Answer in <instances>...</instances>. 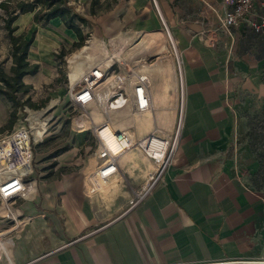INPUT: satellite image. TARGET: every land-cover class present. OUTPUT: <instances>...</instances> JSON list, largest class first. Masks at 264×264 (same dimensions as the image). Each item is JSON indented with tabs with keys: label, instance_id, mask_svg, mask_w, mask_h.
Listing matches in <instances>:
<instances>
[{
	"label": "crops",
	"instance_id": "1",
	"mask_svg": "<svg viewBox=\"0 0 264 264\" xmlns=\"http://www.w3.org/2000/svg\"><path fill=\"white\" fill-rule=\"evenodd\" d=\"M67 3L77 14L102 13L95 17L91 31L103 40L124 35L123 30L163 31L166 35L158 9L179 58L183 114L172 165L135 205L132 200L141 192L147 174L155 166L144 159L143 165L138 166L132 150L118 158L115 174L92 195L85 183V170L40 180L41 204L50 211L48 216L61 218L63 228L60 237H49L50 253L35 262L264 264V193L254 183L259 163L240 136L241 112L250 101L264 100V35L244 26L231 29L230 34L219 29V17L224 10L222 0H68ZM97 6L100 11H96ZM30 17L32 13L17 18ZM50 23L59 30L64 26L57 18ZM69 34L72 42H77L76 34L72 31ZM45 48L43 45L37 46L38 52L29 50V63L39 69L36 74L22 78V83L29 87L27 97L47 85L51 78L44 76L48 70L56 69L44 64ZM99 49L104 53L100 61L110 59L102 43ZM150 49L149 43L142 41L136 52L143 55ZM164 50V46L154 49L155 54ZM171 51L169 46V57ZM81 56L94 60L84 47L72 60ZM80 65L81 62L74 64L79 73ZM145 73L150 80L172 76L173 67L159 62L155 66L145 65ZM150 95L149 117L135 119L138 137L154 128L163 134L170 130L166 124L167 111L160 104L154 108L159 101L151 87ZM130 121H120V127L113 128L129 129Z\"/></svg>",
	"mask_w": 264,
	"mask_h": 264
},
{
	"label": "rangeland",
	"instance_id": "2",
	"mask_svg": "<svg viewBox=\"0 0 264 264\" xmlns=\"http://www.w3.org/2000/svg\"><path fill=\"white\" fill-rule=\"evenodd\" d=\"M18 1L9 0L7 3L8 12L16 6ZM22 1L30 2L33 0ZM95 9L100 11L99 6ZM101 14H80L86 18L87 23L78 22L76 24L82 34L81 41L75 37L77 42H72V34H69L71 31H66L65 26L59 30L50 22L43 25L35 23L32 17L16 18L14 26L16 25L18 29L14 35L23 34L26 39H30L33 33L35 37L31 46L32 51L38 52L37 46L43 47L44 45L46 47L43 50L46 51L44 64L50 67L54 65L56 69L47 71L48 73L44 77L45 79L51 78V81L47 85H43L39 92L36 91L29 95L28 102L26 101L28 95L19 93L15 94L13 103L0 97V138L11 133L18 126L30 125L34 137V140L31 141V163L33 167L31 178L36 184L35 192L32 185L28 200H20L13 205L3 204L0 201V264H38L35 262L38 257L50 253L49 237H53V235L60 237V233H62L61 218L48 216L50 211L41 204L38 188L40 180L45 179L47 181L59 177L60 173L64 175L67 172L77 173V171L83 170L88 175L97 167L98 160L93 155L94 139L92 134L89 131L78 132L69 123V118L77 114L78 111L71 106L67 98V74L69 73V80L72 82L78 79L81 73L77 72L73 65H71L72 69H68L67 61L72 60V57L78 54L82 47L87 46L95 49L89 50L94 59H87L89 62H100L103 59L104 53L99 49V45L102 43L110 58L104 59V63L120 58L122 60H134L142 66H155L160 62L167 68L173 67L172 76L161 75L151 79V89L159 101L154 105V108L160 104L167 111L166 124L170 129L168 131L172 132L176 128L175 124L180 111L179 104L182 95L181 78L178 69L179 64L174 60L172 51L171 57L168 55L169 44L165 33L163 31L139 33L123 30L124 35L119 34L103 40L91 31V25L94 26L96 21L95 17L101 16ZM19 15L22 14H18L17 17ZM4 16H6V11L0 8V68L9 74L12 63L10 43L2 20ZM142 41L149 43L151 49L143 55H137L139 52H136V47ZM159 46H164L165 50L155 54L154 49ZM80 59L81 61L84 60L83 65L88 63L84 58ZM23 107H26L30 112L28 114L23 112ZM115 116L112 119V125L120 127V121L127 122L130 119L131 121L127 124L138 137L140 132L135 127V119L138 118L135 113L125 111L121 115ZM13 117L15 120L13 119V123L9 125ZM145 117L148 118L149 114L139 116L140 119ZM90 119L93 123H97L101 116L99 113L92 112ZM241 125V139L248 145L251 143L254 145L255 155H264V100L250 101L240 114ZM42 133L41 139L36 141ZM133 152L135 162L138 166H142L143 159L137 152ZM261 160L263 167L258 176L255 177V185L264 193V159ZM54 241L59 242L56 237Z\"/></svg>",
	"mask_w": 264,
	"mask_h": 264
},
{
	"label": "built area",
	"instance_id": "3",
	"mask_svg": "<svg viewBox=\"0 0 264 264\" xmlns=\"http://www.w3.org/2000/svg\"><path fill=\"white\" fill-rule=\"evenodd\" d=\"M222 4L224 10L223 15L219 17V29L230 34L231 29L244 26L255 34L264 35V0H222ZM156 12L166 32L174 60L179 64L181 76L176 47L158 9ZM80 58H84L88 63L83 65L84 60L81 61ZM79 61H81L82 72L78 79L71 82L69 73L67 74V98L71 106L78 111L69 118V123L78 132L89 131L94 139L93 155L98 160V164L95 171L86 176L85 182L89 194L92 195L101 189L102 183L104 184L115 174L119 168L118 158L121 154L110 149L100 137L99 131L110 126L113 117L124 111L145 116L151 109V80L145 73V66L134 60L117 58L109 60L106 65L103 61L89 62L87 58L81 56L77 60L67 61L68 69H72L71 65L74 68V64ZM181 86L182 82L180 88ZM182 108L183 95L179 104L176 128L172 132L163 134L154 128L142 137H137L130 127L120 131L114 129L115 135L125 145L126 150L137 152L141 159L147 161L150 166H155L154 171L147 174V181L141 192L132 200L133 205L147 196L150 190L162 180L166 169L172 165L179 145ZM23 112L28 114L30 110L23 107ZM92 112L99 113L101 116L97 123H93L90 119ZM32 140L34 137L29 124L18 126L11 133L0 138V201L3 204L13 205L17 201L28 200L32 185L35 192L36 184L31 178ZM213 264H235V262L219 261Z\"/></svg>",
	"mask_w": 264,
	"mask_h": 264
},
{
	"label": "trees",
	"instance_id": "4",
	"mask_svg": "<svg viewBox=\"0 0 264 264\" xmlns=\"http://www.w3.org/2000/svg\"><path fill=\"white\" fill-rule=\"evenodd\" d=\"M9 0H1L0 8L6 11V16L3 17L4 30L6 36L8 37L10 43L11 52V67L10 73L6 74L2 68H0V97L11 101H15V94L27 95L29 92V87L22 83V78L27 75H33L38 72L39 67L36 64H30L28 61L29 50L34 41L35 35L31 34L30 39H26L23 34L14 35L17 31V26H14L18 14H30L32 13V20L35 23H40L45 25L51 20L57 18L60 19L64 26L76 34L77 38L81 41L82 34L80 33L77 23L86 24V18L82 17L80 14L75 13L72 8L68 5V0H33V1H22L19 0L16 6L8 12ZM27 102L29 98H26ZM10 120L9 125L13 123ZM250 150L253 155H255L254 145L249 144ZM256 160H258L259 168L258 174L261 172L263 167L264 155L256 154ZM255 183V182H254Z\"/></svg>",
	"mask_w": 264,
	"mask_h": 264
},
{
	"label": "bare ground",
	"instance_id": "5",
	"mask_svg": "<svg viewBox=\"0 0 264 264\" xmlns=\"http://www.w3.org/2000/svg\"><path fill=\"white\" fill-rule=\"evenodd\" d=\"M84 50H86V51L89 52V50L91 51L92 49L90 47L84 46ZM122 113L123 112L118 113V114L121 115ZM118 114H116V115H118ZM112 124L113 123H111L110 126L105 127L104 130H100L99 131L100 137L103 139V141H105V143H107L109 145L110 149L113 152H115V153L121 152L120 156L123 155V154H125V153H127V152H130L129 150H126L125 145L115 135V132H114V129L115 128H113L115 126L112 125Z\"/></svg>",
	"mask_w": 264,
	"mask_h": 264
}]
</instances>
